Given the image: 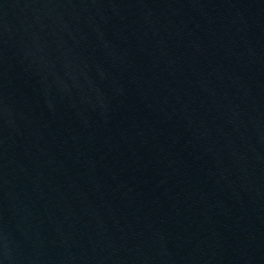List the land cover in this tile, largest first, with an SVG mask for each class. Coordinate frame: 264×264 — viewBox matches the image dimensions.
I'll return each mask as SVG.
<instances>
[{
  "label": "water",
  "instance_id": "1",
  "mask_svg": "<svg viewBox=\"0 0 264 264\" xmlns=\"http://www.w3.org/2000/svg\"><path fill=\"white\" fill-rule=\"evenodd\" d=\"M4 1H5V0H0V9H1V7H2Z\"/></svg>",
  "mask_w": 264,
  "mask_h": 264
}]
</instances>
